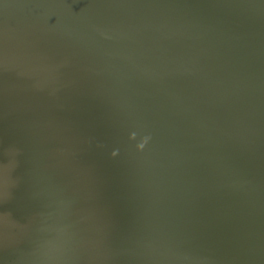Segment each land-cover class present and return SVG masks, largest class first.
I'll use <instances>...</instances> for the list:
<instances>
[{
    "label": "water",
    "instance_id": "1",
    "mask_svg": "<svg viewBox=\"0 0 264 264\" xmlns=\"http://www.w3.org/2000/svg\"><path fill=\"white\" fill-rule=\"evenodd\" d=\"M0 264H264V0H0Z\"/></svg>",
    "mask_w": 264,
    "mask_h": 264
}]
</instances>
